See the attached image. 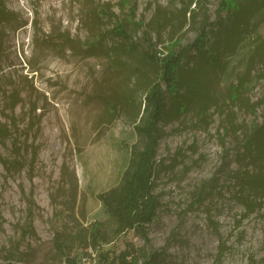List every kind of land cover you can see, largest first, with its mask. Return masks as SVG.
I'll return each instance as SVG.
<instances>
[{"label":"rangeland","instance_id":"1","mask_svg":"<svg viewBox=\"0 0 264 264\" xmlns=\"http://www.w3.org/2000/svg\"><path fill=\"white\" fill-rule=\"evenodd\" d=\"M5 1L14 18L0 40V264H65L56 232L94 222L109 240L93 245L99 262L101 251L134 245L163 250L164 264H264V198L243 180L264 169V155L246 148L264 123V66L251 62L264 46V8L250 15L238 46L229 39L227 49L237 48L224 53L225 68L204 64L211 80L176 93L160 80L167 102L154 179L160 205L146 241L135 229L116 235L97 194L123 181L150 141L136 123L159 65L144 50L151 43L164 61L172 41L192 43L205 18L220 17L222 0L193 3L187 20L180 11L189 0ZM232 1L238 15L226 19L229 32L248 6ZM217 26L210 24L213 42L226 38ZM196 58H186L185 75ZM210 89L205 112V101L194 99L172 115L185 90L186 98ZM88 246L75 244L78 262Z\"/></svg>","mask_w":264,"mask_h":264},{"label":"trees","instance_id":"2","mask_svg":"<svg viewBox=\"0 0 264 264\" xmlns=\"http://www.w3.org/2000/svg\"><path fill=\"white\" fill-rule=\"evenodd\" d=\"M198 1L199 0L182 1L184 6L180 12H182L186 20L189 18L187 17L188 12L191 14L196 13L191 5L195 2L198 3ZM245 2L248 3L247 7H244L243 2L241 6L238 5L237 7L236 5V7L241 10L243 7L246 8V12L243 13V17L241 16L238 18V26L232 32L227 30L225 22L226 19L230 18L231 14L238 15V13H236L237 11H233L232 0H222L221 11H227V15H222L220 11V17L215 21L211 22L209 18H205L198 36L192 43L178 48L176 46L177 43L172 41L173 47L168 50V55L165 56L164 61L161 60L160 55L152 54L151 43L150 46L144 50V55L151 60H155L156 65H159V78L146 90L145 113L139 122L140 124L138 123V125L136 123V126L141 131H145L149 135L150 141L147 142L144 151L135 153L130 159L123 181L109 190L97 194L98 198L103 201L104 208L110 216L116 219V226L114 229L116 235L128 229H135L147 241L149 238L147 236L146 224L154 219L157 208L160 205L157 195L154 194V179L157 173L156 158L158 141L161 136V129L159 126L161 122L165 120L167 106L164 92L160 87V80L166 81L171 88L170 90L176 93L181 90L182 84L187 90L192 83L201 82L205 80V78L210 79L208 75L204 74V64H207L208 67L213 69L225 68L228 61L223 58L224 53L236 50L240 41H242L244 30L248 27L250 15H256L260 9L264 8V0H246ZM13 18L14 12L7 7L5 0H0V40L3 31L2 24L13 20ZM152 22V24H154V19ZM210 24H217V28H223V32L226 33V38L220 37L219 40L213 42L212 40L214 39H212V35L213 38H215V29L211 28ZM153 28L155 29V26ZM121 34L128 36L124 33ZM231 37L237 39V46L229 51L227 45ZM180 39H178L177 42H179ZM258 48V51L256 50L255 54L252 55L251 62H254L255 58L258 57L264 66L263 44L259 45ZM193 56L197 57L196 62L197 59H199L200 64L198 67H196V63L191 65L187 70L189 75H185V62H190L187 61L186 58ZM261 77H264V75ZM186 90L181 97L177 98V105H175L172 112L173 116L181 114L194 99H197L198 102L200 100L205 101V105H202L201 109L203 112L207 110L206 105L212 98L211 89L201 91L191 97L185 98ZM177 96L178 94L176 97ZM248 139L246 148L250 151L251 156H263L264 123L254 126ZM248 172L249 175L243 180L250 189H253V192L259 193L260 198H264V169L260 168L253 174H250V171ZM101 238L109 242L103 233L101 224L99 222H94L90 228L83 227L78 230H58L55 234V246L58 252L65 258V264H80V261L78 262V259L73 257V248L75 244L89 245L88 247L93 245L96 246L98 239ZM164 257L165 252L163 250L151 248L147 251L136 248L134 245H127L125 249L117 254H111L110 251H101L99 264H164Z\"/></svg>","mask_w":264,"mask_h":264},{"label":"built area","instance_id":"3","mask_svg":"<svg viewBox=\"0 0 264 264\" xmlns=\"http://www.w3.org/2000/svg\"><path fill=\"white\" fill-rule=\"evenodd\" d=\"M80 264H99V249L97 247H88L80 253Z\"/></svg>","mask_w":264,"mask_h":264}]
</instances>
